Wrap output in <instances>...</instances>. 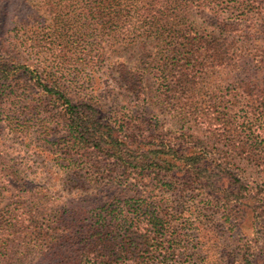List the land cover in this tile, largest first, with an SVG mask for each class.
I'll list each match as a JSON object with an SVG mask.
<instances>
[{"label": "trees", "instance_id": "obj_1", "mask_svg": "<svg viewBox=\"0 0 264 264\" xmlns=\"http://www.w3.org/2000/svg\"><path fill=\"white\" fill-rule=\"evenodd\" d=\"M29 1L22 36L14 42L0 37V264H19L22 230L39 229L35 211L25 219L19 209L4 205L11 189L22 192L29 184L7 141L35 138L36 132L46 139L64 132L69 148L82 156L91 149L127 169L156 168L162 189L187 179L191 192L219 202L228 217L235 216V226L247 220L252 236L260 233L264 243V0ZM205 8L229 17L217 26L191 21L194 11ZM36 18L46 24L44 34ZM153 45H163L159 69L174 84L171 111L190 126L180 137L197 141L147 149L138 158L143 149L114 136L95 96L96 82L92 75L82 78V69L110 73L116 68L107 61L111 49L146 52ZM23 54H35L37 62L23 63ZM212 76L217 84L212 100L189 101ZM23 104L38 118L35 127L19 121ZM142 209L148 217L144 226L131 222L123 230L98 232L109 250L134 257V264L197 259L198 252L176 244L174 226L159 208ZM26 239L30 245L33 233ZM155 256L164 261L155 263Z\"/></svg>", "mask_w": 264, "mask_h": 264}, {"label": "rangeland", "instance_id": "obj_2", "mask_svg": "<svg viewBox=\"0 0 264 264\" xmlns=\"http://www.w3.org/2000/svg\"><path fill=\"white\" fill-rule=\"evenodd\" d=\"M232 2L228 0L226 5ZM18 3L20 8L14 6ZM31 4L29 0H0V37L14 42L22 36L19 28L28 18ZM228 17L224 12L213 13L205 8L194 11L191 21L217 26ZM34 23L40 33L46 32L43 19L36 18ZM161 48L163 45H153L146 52L137 48L124 53L111 49L107 61L116 68L110 73L101 70L94 74L82 69V78L88 81L92 75L96 82L95 96L108 123L115 129L114 136L143 149L136 153L138 158L139 153L147 149L197 141L180 137L190 126L171 111V105L176 102L168 97L174 94V84L165 79L159 69ZM37 58L35 54H23L22 62L35 64ZM122 64L124 68L119 67ZM85 88L88 85L85 84ZM216 88L213 76L205 79L189 95V101L205 105L212 100ZM178 96L181 98L182 93ZM183 97L187 101L188 95ZM25 106H21L24 114L18 119L22 124L35 127L39 124L38 118ZM5 125L1 122L2 130ZM63 133L56 132L46 139L36 132L35 138L7 141L8 147L15 149L16 163L29 184L22 192L11 189L4 205L19 209L25 219L35 211L33 221L39 225L38 230H22L25 242L17 250L21 253L16 256L20 258L19 264H134V257L121 255L120 258L114 247L109 250L111 245H107L98 232L123 230L131 222L144 226L148 217L142 208L147 206L152 210L159 208L161 216L172 223L176 244L198 252L196 260L183 256L179 264H264L260 233L252 236L247 220H238L241 228L235 226V216L228 217L219 202L191 192L189 180L180 178L177 187L162 189L156 168L144 173L140 169H127L91 149L79 155L69 148L68 138ZM201 140L205 141L206 137ZM137 160L134 159V164ZM97 222L103 228L97 229ZM48 225L50 229H46ZM31 233L34 241L29 245L30 239L26 237ZM156 256L155 263L164 261ZM174 264H178V260Z\"/></svg>", "mask_w": 264, "mask_h": 264}]
</instances>
